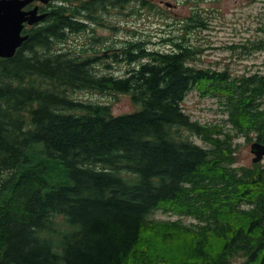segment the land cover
I'll list each match as a JSON object with an SVG mask.
<instances>
[{"label": "trees", "instance_id": "1", "mask_svg": "<svg viewBox=\"0 0 264 264\" xmlns=\"http://www.w3.org/2000/svg\"><path fill=\"white\" fill-rule=\"evenodd\" d=\"M134 1L148 4L54 0L0 59V264H264V163L235 166L237 138L264 146V76L197 68V49L137 40L105 52L132 65L123 76H99L85 49L55 47ZM192 90L223 102L228 128L184 113ZM78 91L125 94L138 109L116 116Z\"/></svg>", "mask_w": 264, "mask_h": 264}, {"label": "rangeland", "instance_id": "2", "mask_svg": "<svg viewBox=\"0 0 264 264\" xmlns=\"http://www.w3.org/2000/svg\"><path fill=\"white\" fill-rule=\"evenodd\" d=\"M148 4L130 3L124 10L110 9L104 13L100 24H88L86 32L70 34L65 43L56 48L73 49L84 56H94L93 68L99 75L106 73L124 75L131 66L113 62L106 57L109 47L120 48L126 41H147V48L171 51L174 43L192 46L201 51L193 66L203 69L227 70L231 76L255 73L264 75V0H147ZM170 39L171 42L165 40ZM262 48L253 51V45ZM241 48L229 49V46ZM94 56V58H95ZM107 65L111 67L108 68ZM74 99L109 105L114 115L132 113L128 95L99 94L78 91ZM182 109L192 120L201 124L224 125L226 114L215 98L202 97L190 91L184 98ZM132 111V112H131ZM189 139L205 146L194 134ZM239 165H250V145L244 138L237 140ZM264 161V159H263ZM151 217L159 220H175L173 216L156 212ZM189 219L184 223L189 224ZM239 261V260H237Z\"/></svg>", "mask_w": 264, "mask_h": 264}, {"label": "water", "instance_id": "3", "mask_svg": "<svg viewBox=\"0 0 264 264\" xmlns=\"http://www.w3.org/2000/svg\"><path fill=\"white\" fill-rule=\"evenodd\" d=\"M34 1L47 4L50 0H0V58H11L27 39V36H21L24 23L33 25L46 16L37 14L38 7L29 11L23 10ZM254 148L259 147L252 146L251 149L256 155L253 162H257L262 158L264 149L255 151Z\"/></svg>", "mask_w": 264, "mask_h": 264}]
</instances>
